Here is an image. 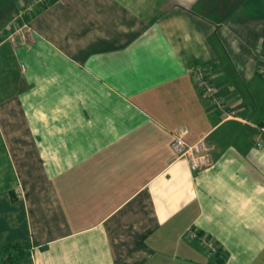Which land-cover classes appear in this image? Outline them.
Segmentation results:
<instances>
[{
  "label": "crops",
  "instance_id": "0c3cea01",
  "mask_svg": "<svg viewBox=\"0 0 264 264\" xmlns=\"http://www.w3.org/2000/svg\"><path fill=\"white\" fill-rule=\"evenodd\" d=\"M45 1L0 0V31L36 9L0 40V260L264 264V0ZM180 128L211 166L175 158Z\"/></svg>",
  "mask_w": 264,
  "mask_h": 264
},
{
  "label": "built area",
  "instance_id": "2783aa9c",
  "mask_svg": "<svg viewBox=\"0 0 264 264\" xmlns=\"http://www.w3.org/2000/svg\"><path fill=\"white\" fill-rule=\"evenodd\" d=\"M33 7L29 8L32 9ZM26 9V10H29ZM22 11L16 13L9 24L6 26H10V24L15 23V21L22 16ZM28 24V22H27ZM24 25L25 30H21L23 27L16 28V32H12L9 35V38L12 40L14 44L25 45L27 41V27L28 25ZM27 30V31H26ZM2 31H0V34ZM17 33V35H15ZM198 83L203 89L204 93L212 98V104L221 112V116L223 119H234L238 118L237 111L231 109L229 107V102L223 96L218 94V90L214 84H212L205 76L198 75L197 77ZM239 119V118H238ZM257 128V132L254 136L255 142L258 146L263 144L264 139V123L255 126ZM187 130L185 128H180L176 130L173 134V141L171 144L172 150L174 152L175 158L180 159L184 158L188 161L190 168L192 171H199L211 166L214 162L213 150L214 147L211 144L206 142L205 138H202L195 144L189 145L186 140ZM192 238H197V234L194 232L190 235ZM204 242V241H202ZM208 251L211 255H215L217 253V248L214 246H208Z\"/></svg>",
  "mask_w": 264,
  "mask_h": 264
},
{
  "label": "trees",
  "instance_id": "16d2710c",
  "mask_svg": "<svg viewBox=\"0 0 264 264\" xmlns=\"http://www.w3.org/2000/svg\"><path fill=\"white\" fill-rule=\"evenodd\" d=\"M51 0H46L45 4L47 2H50ZM36 11V9L34 11H32V13H34ZM4 37L0 36V40H2ZM4 258L0 260V264H10V263H14L26 256L29 255V247L28 244H22V243H17V244H9L6 245L4 247ZM219 253H216L213 256L212 260H215L218 258ZM221 262V260L217 259L215 261L216 264H219Z\"/></svg>",
  "mask_w": 264,
  "mask_h": 264
},
{
  "label": "rangeland",
  "instance_id": "374dc122",
  "mask_svg": "<svg viewBox=\"0 0 264 264\" xmlns=\"http://www.w3.org/2000/svg\"><path fill=\"white\" fill-rule=\"evenodd\" d=\"M32 11H34V8L22 11V16L20 18H18L15 21V23L10 24V26L7 27V29H3L0 36L5 37L6 35H9L12 32H16V28L18 29V28L26 25L28 20L30 19L31 15L33 14ZM21 30H25V28L23 27ZM15 35H17V33ZM25 35L28 36V33H26Z\"/></svg>",
  "mask_w": 264,
  "mask_h": 264
}]
</instances>
